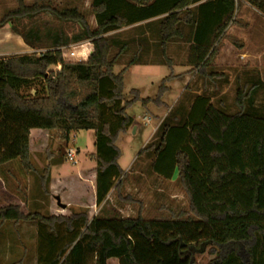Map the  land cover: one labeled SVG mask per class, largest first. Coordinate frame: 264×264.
Wrapping results in <instances>:
<instances>
[{"label": "trees", "instance_id": "1", "mask_svg": "<svg viewBox=\"0 0 264 264\" xmlns=\"http://www.w3.org/2000/svg\"><path fill=\"white\" fill-rule=\"evenodd\" d=\"M16 2L18 7L0 19V29L10 24L28 47L48 51L0 61V166L19 160L27 173H34L30 153L39 150L32 139L35 131L55 132L63 142L72 132L96 135L97 166L85 171L94 175L95 201L84 204L86 212L44 216L24 214L15 205L0 208L1 222L37 223L38 263L108 264L117 259L119 264H195L200 245L219 249L211 250L215 258L209 264H264V117L247 111L246 101L253 100L252 90L246 88L238 89L240 110L235 114L208 97H197L187 114L167 117L159 143L144 150L154 148L152 169L159 177L172 180L178 173L196 220L147 221L141 214L90 218L93 207L105 202L124 174L116 142L135 123L127 109L138 102L144 107L151 103L132 90L134 98L123 104L128 67L119 73L114 70L127 46L123 44L120 54L111 58L119 42L109 34L154 23L157 45L170 65L168 46L185 39L188 28L187 65L213 80L217 75L207 74L208 68L228 29L237 23L240 5L246 3L264 16V0H93L94 29L76 8L59 9L49 0H37L32 6ZM45 13L63 23L80 24L82 33L69 38L57 30L45 44L41 29L34 25ZM86 40L93 45L86 62L63 60L61 48ZM38 85L43 86L42 95L31 96ZM75 176L86 186L82 190L91 188L89 179ZM77 180L72 182L78 184ZM49 181L46 171L44 188Z\"/></svg>", "mask_w": 264, "mask_h": 264}, {"label": "rangeland", "instance_id": "2", "mask_svg": "<svg viewBox=\"0 0 264 264\" xmlns=\"http://www.w3.org/2000/svg\"><path fill=\"white\" fill-rule=\"evenodd\" d=\"M34 1L30 0V4ZM49 1L59 9H78L85 16L90 27L93 29L96 27L91 10L93 0ZM14 5V0H0V19L3 18L2 13ZM4 8L8 9L4 10ZM236 20L237 23L228 29L219 47V55L208 68L207 74L217 75L213 80L205 79L198 71L187 65L190 47L188 28L184 29L185 39L174 41L168 46L167 56L171 60L170 65L164 61L161 49L157 45L154 23H144L109 34L119 42V45L112 50L111 58L120 54V47L123 44L127 46L126 53L121 55L114 70L115 73H119L128 67L124 76L123 104L134 98L131 94L132 90H138L141 98L149 99L151 103L144 107L142 102H138L127 109V114L135 120V123L125 133H121L116 142V146L121 151L118 164L124 174L105 202L93 207L90 218H136L140 214L147 221L160 222L194 218L190 214L189 199L180 184L178 173L172 180L159 177L152 169L155 159L154 148L145 152L144 150L159 143L162 137L160 127L167 117L187 114L192 103L199 96L208 97L215 106L224 107L228 114H235L240 110L236 104L238 89L246 88V91L252 90L253 100L252 104L246 101L247 111H254L258 116L264 117V16L257 9L242 3ZM34 25L41 29L45 44L49 35L57 30L64 31L69 38L82 33L80 24L60 22L51 13L39 15ZM47 51L38 48L28 55L40 56ZM60 51L65 62H86L93 52V45L91 41L86 40L63 47ZM72 53L75 54L74 57H71ZM134 58L138 61L130 66ZM52 69L57 71V68ZM42 87L38 85L29 92L30 95L35 96L36 92L42 95ZM161 88L164 91L162 95ZM51 134L57 137L55 132ZM95 143L96 135L93 131L72 132L68 142L59 139L52 142L51 150L54 155L50 157L46 154L44 163L52 166L56 174H77V171L93 165L91 158L95 152ZM70 149L76 153V165L67 158V151ZM94 182L93 178L94 185L88 183L91 186L90 191L83 189L80 197L73 193L70 202L85 206L84 204L91 203V197L95 201ZM119 184V188H116ZM54 201L57 202L55 199ZM60 203L66 204L67 201L61 199ZM86 210V208H73L75 213H84ZM211 250L219 252L218 248L210 246L200 248L198 245L194 253L195 264H209L215 258ZM34 260L28 258L27 263L34 264ZM0 264H16V262L12 257L0 258Z\"/></svg>", "mask_w": 264, "mask_h": 264}, {"label": "crops", "instance_id": "3", "mask_svg": "<svg viewBox=\"0 0 264 264\" xmlns=\"http://www.w3.org/2000/svg\"><path fill=\"white\" fill-rule=\"evenodd\" d=\"M14 1V7L9 10H7L8 8H4L7 11L2 13V17L18 7L16 0ZM24 1L28 6H32L37 0L32 4H30V0ZM32 50L34 51V49H31L24 43L20 36L12 32L10 24L0 29V61L11 56H27ZM51 135V132L46 134L42 131L32 133V139L37 143L39 148V150H33L30 153V161L35 169L34 173H27L19 160H14L0 166V208L15 205L19 206L24 214L38 213L44 216L67 215L73 211V208H88L70 202L73 198L72 193L74 191L76 193L77 191L81 195L83 192L82 188L85 187L77 180L76 173L56 174L53 172L52 166L45 165L44 159L46 158V154H49L50 157L54 155L51 150L52 142L55 139H59ZM91 163L93 164L91 167L77 171V175L81 174L82 178L85 180L89 179L91 184H93L94 175H88L89 173L85 172L96 168L97 163L95 159L91 158ZM46 171L50 181L44 188L42 178ZM76 180L78 184L73 183ZM49 192L52 195H49ZM60 196L63 201H67L66 205H64L65 203H60L59 205L57 199H60ZM93 201L94 199L91 197L90 202L93 203ZM47 231L51 233L50 230ZM39 255V228L37 223L23 222L14 224L9 221H0V258L12 257L16 264H28V258H34V264H39ZM115 260L117 259L109 260L108 264L111 262L119 264V261L115 262Z\"/></svg>", "mask_w": 264, "mask_h": 264}, {"label": "built area", "instance_id": "4", "mask_svg": "<svg viewBox=\"0 0 264 264\" xmlns=\"http://www.w3.org/2000/svg\"><path fill=\"white\" fill-rule=\"evenodd\" d=\"M74 53L71 54V57H74ZM67 158L70 162H72L73 164H77L76 161V153L74 152V150L70 149L67 151Z\"/></svg>", "mask_w": 264, "mask_h": 264}, {"label": "water", "instance_id": "5", "mask_svg": "<svg viewBox=\"0 0 264 264\" xmlns=\"http://www.w3.org/2000/svg\"><path fill=\"white\" fill-rule=\"evenodd\" d=\"M57 200H58V203H59V205H60V199L58 198ZM63 207H65V206H63Z\"/></svg>", "mask_w": 264, "mask_h": 264}]
</instances>
